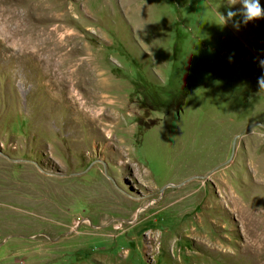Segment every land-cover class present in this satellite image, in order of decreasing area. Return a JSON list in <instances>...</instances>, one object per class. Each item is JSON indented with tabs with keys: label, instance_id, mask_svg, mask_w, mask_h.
I'll list each match as a JSON object with an SVG mask.
<instances>
[{
	"label": "rangeland",
	"instance_id": "374dc122",
	"mask_svg": "<svg viewBox=\"0 0 264 264\" xmlns=\"http://www.w3.org/2000/svg\"><path fill=\"white\" fill-rule=\"evenodd\" d=\"M218 10L0 0V264H264V18Z\"/></svg>",
	"mask_w": 264,
	"mask_h": 264
},
{
	"label": "clouds",
	"instance_id": "9594fccd",
	"mask_svg": "<svg viewBox=\"0 0 264 264\" xmlns=\"http://www.w3.org/2000/svg\"><path fill=\"white\" fill-rule=\"evenodd\" d=\"M241 4V9L237 11H232V6ZM228 10L227 14L220 12L218 10V22L217 25L223 27L227 25L230 21L233 22V26L239 29L241 23L247 24L250 21L264 18V7L261 6L260 0H227ZM240 16L242 19H234ZM231 62L232 57H229ZM260 66L264 68V60L260 61ZM258 85L260 91H264V75L258 78Z\"/></svg>",
	"mask_w": 264,
	"mask_h": 264
},
{
	"label": "trees",
	"instance_id": "16d2710c",
	"mask_svg": "<svg viewBox=\"0 0 264 264\" xmlns=\"http://www.w3.org/2000/svg\"><path fill=\"white\" fill-rule=\"evenodd\" d=\"M178 36H181V33H179ZM175 47H177V44L175 45ZM175 50H177V48ZM187 95H188V90L184 89V90H182V91H180L174 95L173 101H177L181 104L183 101H185V99L187 98ZM173 101H171V102H173ZM158 105L171 108L170 102H168V101H159Z\"/></svg>",
	"mask_w": 264,
	"mask_h": 264
},
{
	"label": "water",
	"instance_id": "95a60500",
	"mask_svg": "<svg viewBox=\"0 0 264 264\" xmlns=\"http://www.w3.org/2000/svg\"><path fill=\"white\" fill-rule=\"evenodd\" d=\"M182 111V110H181ZM177 113H178V115H180V111H177ZM255 125H262V126H264V124H262V123H255V124H251L250 126H248L244 131H243V133H245V132H247L251 127H253V126H255ZM234 150H235V143L233 144V151H232V153H234Z\"/></svg>",
	"mask_w": 264,
	"mask_h": 264
}]
</instances>
